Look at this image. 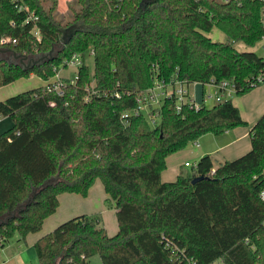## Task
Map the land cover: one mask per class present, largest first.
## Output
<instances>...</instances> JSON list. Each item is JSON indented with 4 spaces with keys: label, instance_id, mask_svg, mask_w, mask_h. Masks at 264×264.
<instances>
[{
    "label": "trees",
    "instance_id": "1",
    "mask_svg": "<svg viewBox=\"0 0 264 264\" xmlns=\"http://www.w3.org/2000/svg\"><path fill=\"white\" fill-rule=\"evenodd\" d=\"M25 2L36 21L0 0V49L26 57L53 51L30 67L0 58V86L31 74L47 81L0 100V117L13 122L0 134V217L34 190L0 224V247L39 231L60 193L86 196L98 179L115 209L116 233L99 215L71 217L35 241L39 264H89L93 255L101 264H264V111L250 128L248 151L215 168L202 155L173 181L160 178L168 155L247 122L231 99L177 109L166 97L134 113L155 81L227 80L236 95L260 85L264 57L249 48L264 37L262 0H71L67 15L58 0ZM213 26L226 40L209 36ZM73 55L80 59L75 81L63 80L62 94L48 89Z\"/></svg>",
    "mask_w": 264,
    "mask_h": 264
},
{
    "label": "crops",
    "instance_id": "2",
    "mask_svg": "<svg viewBox=\"0 0 264 264\" xmlns=\"http://www.w3.org/2000/svg\"><path fill=\"white\" fill-rule=\"evenodd\" d=\"M236 47L242 50L247 49V47L243 43L239 46L237 43ZM253 48L254 47L249 48V49H253ZM58 75L62 79L63 78L70 79L67 76H61L60 74ZM55 80H56V76H54L53 81ZM8 84H11V83H8ZM45 84H47V82ZM188 86L189 84L187 85V91H188L189 97L191 98ZM4 96H7V94L5 95H3V93L0 94V99L4 98ZM232 103L239 109V112H241L240 108L238 107L239 104L234 101H232ZM255 109H256L255 113L253 111L250 116H246V115L243 116V114L240 113V115H242L241 117L247 122L246 126H237V127L231 128L229 130H226L222 133L215 134V135L208 134V133H211V132H208L207 135L202 136V137L200 136L201 138L200 143L198 142V140L193 141V145H194L193 148L195 149V154H196L195 158H197L198 160L202 155H209L211 158L212 164H213V157L218 156L217 160L219 161V164H220L221 162L225 160L234 159L242 155V153H244L246 150H249L251 146L249 131L252 125L257 120V118L264 111V100L261 103H259ZM12 124L13 122L10 119V117L1 116L0 117V134L8 130L12 126ZM174 154L175 152L168 155L165 158L166 167L164 170H162L160 174V178L162 181H173L174 177L175 176L177 177L178 174L187 172V171L182 170L180 163L174 164V162H172V156ZM197 160L193 164H195ZM185 163H184V166H186ZM218 165L215 166L213 164V167L215 168ZM95 183L96 181L90 187L88 194L86 196H82L77 193H69V192L60 193L58 195V206L56 210L44 219L41 229L37 232L27 234L25 239L20 240V241H24L26 244H30L33 246L35 241L39 237L52 231L61 222L71 217L80 215V214H87V215H97L98 214L100 216V221H101L100 224L105 228L106 232L109 235L115 234L118 229V226L116 223L117 221L115 222V224L108 225L107 223V220L112 221V211L115 213V209L107 205L106 203L107 195L104 192L102 184L95 185ZM5 261L6 260H2L0 264H10V262L6 263Z\"/></svg>",
    "mask_w": 264,
    "mask_h": 264
},
{
    "label": "rangeland",
    "instance_id": "3",
    "mask_svg": "<svg viewBox=\"0 0 264 264\" xmlns=\"http://www.w3.org/2000/svg\"><path fill=\"white\" fill-rule=\"evenodd\" d=\"M58 12L60 14H68V3L71 0H58ZM209 36L214 40L224 41L226 40L225 34L216 26H213L209 31ZM264 42V39H262L259 43H257L253 50L256 51L259 55L263 56L264 52L262 49V43ZM241 42H238V46L241 45ZM237 45V43H236ZM34 57L35 56H27ZM0 58L8 59L12 62H18V59H15L10 52H4L0 53ZM84 61L86 65L89 68V72L92 75L93 74V55L90 53L89 50L85 51L84 53ZM78 65H71L68 64L66 66H63V64H60L57 68L58 74L61 76H67L70 79L74 78L76 76ZM67 78H61V80H65ZM54 80V76L49 79V81ZM51 81V82H52ZM47 81L42 79L41 77L37 76L36 74H31L27 77H21L13 82L11 84H7L4 86H0V94L3 93V95L7 94V96H4V98L0 99L3 100L9 96L15 95L21 91L31 89L34 87L44 86ZM187 87V86H186ZM189 93L191 98L194 99V102L198 105H205L206 107H211L214 104L218 103L219 101H223L225 99H231V101L237 102V106L240 108V113L243 114V116H250L251 113L256 111V106L261 103L264 100V83H261L259 86L251 89L249 92L242 94V95H236L231 89L224 90L223 92H220L218 88H216L214 85L210 84H201L200 82H192L189 83ZM259 89V90H258ZM5 93V94H4ZM9 93V94H8ZM218 94H222L220 99L217 100L216 97ZM205 98V102H204ZM145 111V110H144ZM146 113V112H145ZM242 116V115H241ZM100 120H94V129L99 128L101 124L99 123ZM104 126V125H103ZM211 135H215L214 133H208ZM207 133L201 135L205 136ZM198 142H201V138L199 137ZM193 141L188 143L183 149L175 152V154L172 156V162L174 164H181L182 170L189 171L191 169V166L193 163L197 160L195 158V149L193 148ZM248 151V150H246ZM245 151V152H246ZM244 152V153H245ZM243 154V153H242ZM218 156L213 157V164L216 166L219 164V161L217 160ZM190 163V166L186 167L184 166L185 162ZM176 179V176L174 177V180ZM100 184V180H96L95 185ZM98 215V214H97ZM116 218L115 213L112 211V221L107 220L108 225L109 224H115ZM117 223V222H116ZM17 234L13 235L12 238L3 246L0 247V262L2 260H6V263L10 264H39L38 259L35 253V250L32 245L26 244L24 241H20L17 239ZM89 264H101V260L99 255H93L88 258Z\"/></svg>",
    "mask_w": 264,
    "mask_h": 264
},
{
    "label": "built area",
    "instance_id": "4",
    "mask_svg": "<svg viewBox=\"0 0 264 264\" xmlns=\"http://www.w3.org/2000/svg\"><path fill=\"white\" fill-rule=\"evenodd\" d=\"M8 1H10L18 11H25L27 13L28 20L31 19L33 21H36L38 19L36 13L32 10H29V7L26 4L25 0H8ZM262 2H263L262 27L264 29V0H262ZM32 33L33 36L39 40L40 32L37 27L32 29ZM5 40H9V39L3 38L1 41L4 42ZM12 41L15 42L14 39ZM262 49L264 52V42L262 43ZM68 64L79 65L80 64L79 55H73V57L69 61H67V65ZM54 76H56V80L51 82L52 88L49 87L48 89H54L57 94H62L64 82L59 77L57 70H55ZM75 78L76 76L74 78L69 79L70 82L73 83L75 81ZM256 82L259 84L264 83V70L257 75ZM209 84L214 85L216 88H218L220 92H223L224 90L227 89L229 90L231 89L233 91L232 85L227 80H223L218 83H209ZM186 86L187 85L185 83H182L179 80H175L173 82L155 81L151 87L147 88L136 98V108L134 110V113L146 112L149 106H154V107L158 106L161 103V100H163L166 97H175L177 103L176 104L177 109L180 108L181 103H186V102L192 104L191 106H193L194 108H198L200 105L196 104L194 100L189 97ZM221 95L222 94H218L216 99L219 100ZM124 117L125 114L121 115L120 120H123ZM185 165L190 166L188 162H186ZM192 166H195V164H193ZM259 198L264 203V185L259 191Z\"/></svg>",
    "mask_w": 264,
    "mask_h": 264
},
{
    "label": "water",
    "instance_id": "5",
    "mask_svg": "<svg viewBox=\"0 0 264 264\" xmlns=\"http://www.w3.org/2000/svg\"><path fill=\"white\" fill-rule=\"evenodd\" d=\"M10 52L11 55L15 58V59H18V63L24 67H30L31 65H34L38 62H41L43 60H50L52 59V51H53V48L46 54L42 55V56H39V57H29L27 58L26 56L24 55H21L13 50H9V49H6V48H1L0 49V53H4V52ZM16 63V62H14ZM198 178H195L192 180V182L196 181ZM50 180L46 181L43 185H45L46 183H48ZM33 194H34V190L32 191V193L30 194V196L25 200V202L23 203H20L14 210L12 211H8L4 214V216L0 217V224H4L8 221L9 218H12L14 217L18 212L21 211V209H23L25 207L26 204L30 203L33 199Z\"/></svg>",
    "mask_w": 264,
    "mask_h": 264
}]
</instances>
